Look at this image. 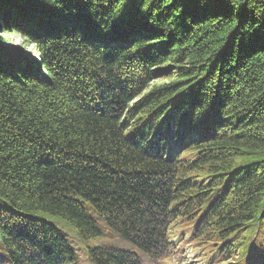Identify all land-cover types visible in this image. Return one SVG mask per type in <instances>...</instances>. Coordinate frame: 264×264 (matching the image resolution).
Masks as SVG:
<instances>
[{"label":"trees","instance_id":"trees-1","mask_svg":"<svg viewBox=\"0 0 264 264\" xmlns=\"http://www.w3.org/2000/svg\"><path fill=\"white\" fill-rule=\"evenodd\" d=\"M0 27L35 47L0 35V264H264V0H0Z\"/></svg>","mask_w":264,"mask_h":264},{"label":"rangeland","instance_id":"rangeland-1","mask_svg":"<svg viewBox=\"0 0 264 264\" xmlns=\"http://www.w3.org/2000/svg\"><path fill=\"white\" fill-rule=\"evenodd\" d=\"M2 28L0 27V35L8 41L9 43L20 45L25 49L27 52H34V45L33 44H24L22 42V38L20 35L10 32L9 35H3L2 34ZM173 232V239L176 240L178 237H182V227H174L172 229ZM180 237V240H181ZM179 242V239H177L176 243ZM179 248H181L180 252L175 253L171 259L167 258V260H162L158 264H212L213 262H216L218 259L213 258L214 260H210L208 257L209 251L208 248L204 243H196L194 241H187L179 243ZM223 264V263H219Z\"/></svg>","mask_w":264,"mask_h":264}]
</instances>
